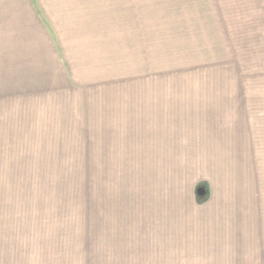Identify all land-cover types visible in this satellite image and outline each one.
I'll list each match as a JSON object with an SVG mask.
<instances>
[{"label": "rangeland", "instance_id": "rangeland-1", "mask_svg": "<svg viewBox=\"0 0 264 264\" xmlns=\"http://www.w3.org/2000/svg\"><path fill=\"white\" fill-rule=\"evenodd\" d=\"M31 4L37 72L20 90L0 88V224L199 209L237 226L229 234L253 264L260 210L264 224V0ZM169 134L181 136L174 152L179 140L161 145ZM200 183L207 199L195 196Z\"/></svg>", "mask_w": 264, "mask_h": 264}, {"label": "crops", "instance_id": "crops-1", "mask_svg": "<svg viewBox=\"0 0 264 264\" xmlns=\"http://www.w3.org/2000/svg\"><path fill=\"white\" fill-rule=\"evenodd\" d=\"M37 16L31 0H0V88L20 90L27 74L37 72L36 60L33 64L29 58L30 45L37 40ZM173 135H166L161 144L179 140L172 152L181 137ZM200 184L206 189L205 198L209 197L208 188ZM127 212L126 219L109 225L36 220L0 224V264H242L241 237L229 234L237 226L219 223L213 214L199 209ZM254 216L252 263L264 264L261 210Z\"/></svg>", "mask_w": 264, "mask_h": 264}, {"label": "water", "instance_id": "water-1", "mask_svg": "<svg viewBox=\"0 0 264 264\" xmlns=\"http://www.w3.org/2000/svg\"><path fill=\"white\" fill-rule=\"evenodd\" d=\"M196 196L200 199L205 198L206 189L204 186H198L195 190Z\"/></svg>", "mask_w": 264, "mask_h": 264}, {"label": "trees", "instance_id": "trees-1", "mask_svg": "<svg viewBox=\"0 0 264 264\" xmlns=\"http://www.w3.org/2000/svg\"><path fill=\"white\" fill-rule=\"evenodd\" d=\"M198 198V197H197ZM200 199V198H199Z\"/></svg>", "mask_w": 264, "mask_h": 264}]
</instances>
